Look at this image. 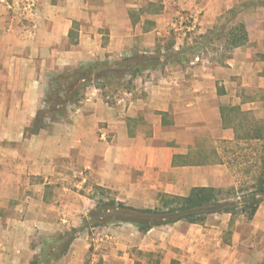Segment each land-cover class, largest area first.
<instances>
[{"label": "crops", "instance_id": "0c3cea01", "mask_svg": "<svg viewBox=\"0 0 264 264\" xmlns=\"http://www.w3.org/2000/svg\"><path fill=\"white\" fill-rule=\"evenodd\" d=\"M16 1L0 0V264H29L45 242L80 228L96 206L97 187L127 205L154 208L161 193L234 185L231 160L241 140L230 106L258 105L242 103L233 82L243 75L245 92L254 91L249 29L247 53L245 45L235 48L224 65L196 56L187 70H147L111 101L93 84L64 116L36 134L27 130L58 74L115 63L138 49L153 53L179 7L204 10V36L220 17V0H38L27 31L10 8ZM224 215L145 234L128 223L86 229L55 264H214Z\"/></svg>", "mask_w": 264, "mask_h": 264}, {"label": "trees", "instance_id": "16d2710c", "mask_svg": "<svg viewBox=\"0 0 264 264\" xmlns=\"http://www.w3.org/2000/svg\"><path fill=\"white\" fill-rule=\"evenodd\" d=\"M226 37L224 33L221 37ZM230 42L229 49H235L248 42V31L244 24L232 28L227 36ZM175 43L171 42L165 47L163 53L143 54L135 52L121 61L110 63L96 61L87 65L71 68L57 75L53 80L50 91L46 95L45 105L39 109L29 134H36L45 126L47 120L54 121L68 112L70 102L78 104L84 98L80 87L84 88L95 81L104 96L109 95L111 86L117 90L131 89L133 79L143 72L156 69L160 66L181 64L184 56L189 54L193 46L176 50ZM126 77H131L125 81ZM85 93V92H84ZM264 138V136H257ZM100 199L80 228L59 234L54 239L45 242L40 252L33 257L29 264H55L69 250L72 242L84 230L109 224L128 223L135 226L142 234L154 227L170 225L179 221L190 224L203 225L212 214H230L229 229L232 230L239 215H245L251 220L256 215L264 200V174H261L255 190L243 200L236 197L235 187L229 189H216L213 187H194L187 196H174L165 193L159 194V206L154 208H136L118 201L103 187H97Z\"/></svg>", "mask_w": 264, "mask_h": 264}, {"label": "rangeland", "instance_id": "374dc122", "mask_svg": "<svg viewBox=\"0 0 264 264\" xmlns=\"http://www.w3.org/2000/svg\"><path fill=\"white\" fill-rule=\"evenodd\" d=\"M193 4L197 6L199 1ZM163 6L162 3V9ZM196 6L192 9H195ZM177 12L178 15L173 16L172 24H169L166 32L158 36V48L153 53H148L145 49H138L135 52L141 51L140 53L143 54L163 53L166 51L165 47L171 42H174L180 49L193 46L180 64L187 70L196 56L209 58L224 65V62L232 56L234 51V49H229L230 42L227 36L232 28L241 23L250 30L251 36L256 42L250 54L251 59H254L258 64V78L253 80L254 91L250 94L245 92L246 85L242 80L243 75H237L233 82L235 84L234 89L242 90V103L253 99L258 105L250 111H243L239 105L230 106L229 111V117L238 122V134L241 140L237 154L232 156L233 160H231L235 183L230 187H235L238 193L235 194L236 197H231V195L230 198L243 200L255 190L261 174H264V138L254 140L258 135L264 136V38L261 37V34H264V0H220V17L215 27L201 37L198 35V27L204 10H195L193 13L187 7H179ZM180 14L194 19L195 26L193 29L189 31L186 27L180 26V20L176 21ZM187 23L186 21L185 25ZM224 33L227 36L221 37ZM253 44L254 41L251 45ZM247 48L248 45L245 44L240 49L243 51L242 54L247 53ZM160 67L163 68L164 66ZM93 84L96 85V82H90L85 88L80 87L84 97L87 88ZM116 89V86H111L108 89L109 95L105 96L107 101L116 98L123 91L121 88L115 91ZM75 105L77 104L70 102L68 109ZM11 164L8 163V169H13L14 164ZM97 196L100 199L98 194ZM230 219L231 215L229 214L220 217V250L217 252L219 258L213 257L212 262L214 264H264V200L253 219L248 220L245 215H239L232 230L228 226ZM154 260L155 258H150V261ZM216 261L218 263H215ZM159 262L161 259L157 260V263ZM172 264H176L175 261H172Z\"/></svg>", "mask_w": 264, "mask_h": 264}, {"label": "built area", "instance_id": "2783aa9c", "mask_svg": "<svg viewBox=\"0 0 264 264\" xmlns=\"http://www.w3.org/2000/svg\"><path fill=\"white\" fill-rule=\"evenodd\" d=\"M38 6V0H17L15 5L11 4L10 8L14 10L18 22L23 24L25 28L24 30L27 31L34 27V22L32 21V19L37 16ZM192 19L193 18H188L180 14L176 21L178 22L180 20V26L186 27V29L190 31L195 26V21L194 19ZM186 21L188 23L185 25Z\"/></svg>", "mask_w": 264, "mask_h": 264}]
</instances>
